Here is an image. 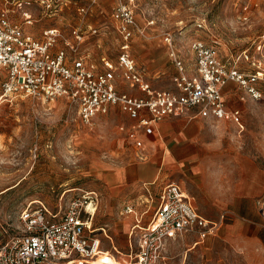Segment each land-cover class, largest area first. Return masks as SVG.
I'll return each mask as SVG.
<instances>
[{"label": "rangeland", "instance_id": "rangeland-1", "mask_svg": "<svg viewBox=\"0 0 264 264\" xmlns=\"http://www.w3.org/2000/svg\"><path fill=\"white\" fill-rule=\"evenodd\" d=\"M42 1L0 0V11L10 10L12 19L23 24L17 7L22 3L32 15L34 24L29 29L37 38L50 28H59L66 36L74 27L100 28L99 35L86 36L79 51L91 53L96 61L106 57L116 62L121 38L111 15L117 0H52L51 11ZM80 7L90 12L82 17ZM133 11L146 32L135 35L132 54L155 90L173 88L175 68L163 44L166 33L174 34L187 56L192 40L217 42L221 57L246 52L250 60L242 59L241 68L264 73V48L257 50L264 43V0H135ZM57 46L64 44L60 41ZM3 81L0 73V95ZM260 90L264 95V78ZM239 92L230 91L227 102L230 108L242 110L244 129L228 120L207 124L198 130L202 143L196 159L176 170L163 168L152 190L158 194L169 183L181 184L194 192L201 215L226 220L232 199L251 193L259 182L254 219L241 220L243 224L227 237L221 229L204 241L193 233L174 241L168 248L167 264H264V99L253 101ZM129 123L119 108L86 125L78 118L76 106L65 99L51 104L23 97L0 100V237L18 233L20 213L31 203L33 208L44 206L59 216L76 205L83 213L92 205L94 228L104 251L101 257L107 256L103 264L122 262L133 225V217L124 214V209L134 203L140 213L145 200L144 181L128 178L113 186L108 180L114 172H135L145 163L119 131ZM108 251L120 262L115 259V263Z\"/></svg>", "mask_w": 264, "mask_h": 264}, {"label": "built area", "instance_id": "built-area-1", "mask_svg": "<svg viewBox=\"0 0 264 264\" xmlns=\"http://www.w3.org/2000/svg\"><path fill=\"white\" fill-rule=\"evenodd\" d=\"M117 1L111 15L121 38L116 62L106 57L96 61L91 53L79 51L86 43V36L99 35L103 31L100 28L74 27L69 36L59 28H50L43 31L42 38H37L29 29L34 24L32 15L22 3L17 7L23 24L12 19L10 10H1L0 73L4 81L0 100L23 97L51 104L65 99L76 106L78 118L86 125L98 115L119 108L135 122L131 127L120 126L119 131L138 151L143 148L141 135H152L166 118L228 120L244 129L242 111L229 109L225 90L234 85L253 101L264 99L260 90L264 73L241 68L242 59L250 60L247 53L223 58L217 42L209 44L196 39L186 50L189 59L179 50L174 34L166 33L163 44L175 68L173 88L155 90L132 54L135 35L145 36L146 32L133 11L135 0ZM42 4L48 11L53 10L52 0H43ZM89 12L86 7L78 9L82 17ZM60 41L63 47L57 46ZM263 48L264 43L260 42L257 50ZM244 99L241 96L240 101ZM137 157L145 159L141 152ZM146 192L148 201L155 203L154 214L146 226L136 221L130 235L127 264H163L171 242L190 233L204 241L216 236L223 226L224 216L219 222L204 218L178 184L163 187L156 201L149 189ZM32 205L20 213L18 233L0 237V264H95L98 261L103 254L102 241L94 228V212H89V206L84 208V213L76 205L59 216L44 206L33 208ZM133 213V206L125 207L124 214Z\"/></svg>", "mask_w": 264, "mask_h": 264}, {"label": "crops", "instance_id": "crops-1", "mask_svg": "<svg viewBox=\"0 0 264 264\" xmlns=\"http://www.w3.org/2000/svg\"><path fill=\"white\" fill-rule=\"evenodd\" d=\"M179 50L182 52V49H179ZM227 89L225 90V98L227 101L229 98L228 94L230 91H234L236 95L237 93H240L238 90L235 89V86H232V85H230ZM237 98L240 99L241 96L239 95ZM229 109L241 110L240 108H230V107ZM128 120L130 121V123L125 124L127 127H131L132 125L135 124V122L130 120L129 117H128ZM222 121H227V120H222ZM222 121H216L213 119H202L200 117L192 119L186 116L166 118L157 125L152 135H144V134L141 135V140L143 142V148L141 150L138 151L134 147L136 157H137L138 152H141L145 155L144 160H140L137 157L140 160V162L143 161L145 163L139 164L137 167L138 170L135 172L134 171H128V172L117 171V172H114V174H111L108 176V180L110 184L113 186L120 185L123 182L126 183L128 178H131V180H133L132 182H134L136 179L142 180L144 181L143 191H145L144 196H143L145 197V200L142 201L144 210H142V212L139 213L136 211L135 209L136 205L134 203H128V205H131L134 207V213L132 215H129L133 217V225L129 232L128 252L125 255L122 254V257L124 259H121L122 262H120V258L118 256L116 257L115 255L111 254L110 251L107 252L108 254H111L115 263H117L115 259L116 260L118 259L117 261H119L121 264H127L126 255L130 252V243H131L130 235H131L133 227L136 224V221L137 220L142 221L141 225L146 226L152 219V216L154 213L151 214V211H152L153 206L155 207V203L151 204V202L148 201V195H147L146 190L149 189L151 192L153 191L152 186L156 184L158 178L160 177L162 173L163 168L176 170V167L180 168L183 166V164L188 163L191 160H195L197 157V148L202 143V138L198 130H203V128L209 123L222 122ZM159 164H161L160 165L161 167H159ZM163 181H164V178H163ZM178 185H180L183 188V190L187 193V195H189L195 207L199 211V207L197 206L198 204H197V200H196L194 192L189 190L186 187H183L181 184H178ZM255 185L256 186L254 187V190L251 193L250 192L240 193L238 198H235V200L234 198L232 199V201L234 202L232 206V212L227 213L228 215L227 219L224 220L223 226L221 228L222 233L226 237L228 236L230 232H232L234 229H237L239 226L243 224L241 223L242 222L241 220L245 221L246 218L254 219L252 213L254 212L255 201L259 198V192H260L259 182L255 183ZM152 193L154 194V198L156 201L157 195L160 192L158 194L157 193L155 194V192L153 191ZM203 217L210 221H214V222L221 221V218L212 219L213 217H209V216L208 218L205 216ZM108 238L111 239L110 237ZM172 243L173 242H171L168 245V248ZM113 249L117 253V255L121 254V252L117 250L114 244H113ZM106 257L107 256L103 255V257H100L98 261L95 262V264H103V262H105ZM168 259H169V256H168V249H167L166 260L163 262V264H167ZM120 263H117V264H120Z\"/></svg>", "mask_w": 264, "mask_h": 264}, {"label": "bare ground", "instance_id": "bare-ground-1", "mask_svg": "<svg viewBox=\"0 0 264 264\" xmlns=\"http://www.w3.org/2000/svg\"><path fill=\"white\" fill-rule=\"evenodd\" d=\"M91 207H92V205L88 207V210H91L94 212V210Z\"/></svg>", "mask_w": 264, "mask_h": 264}]
</instances>
